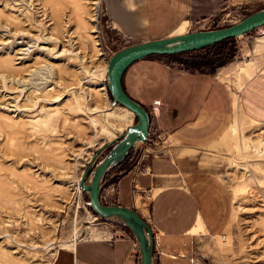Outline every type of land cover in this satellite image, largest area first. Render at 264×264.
Listing matches in <instances>:
<instances>
[{"label": "rangeland", "instance_id": "rangeland-1", "mask_svg": "<svg viewBox=\"0 0 264 264\" xmlns=\"http://www.w3.org/2000/svg\"><path fill=\"white\" fill-rule=\"evenodd\" d=\"M93 0H0V264H51L75 240L124 229L96 216L79 187L135 122L105 87L109 56L129 44ZM202 18L190 30L232 24L264 0H191ZM95 18V21L93 20ZM137 43V42H135ZM178 67L211 70L264 59V26L230 41L175 55ZM161 138L131 149L114 171L136 163ZM230 145V144H229ZM227 190L218 231L193 232L196 264H264V120L236 130L218 150ZM92 217V218H90Z\"/></svg>", "mask_w": 264, "mask_h": 264}, {"label": "crops", "instance_id": "crops-1", "mask_svg": "<svg viewBox=\"0 0 264 264\" xmlns=\"http://www.w3.org/2000/svg\"><path fill=\"white\" fill-rule=\"evenodd\" d=\"M190 2L104 0V9L117 33L135 43L194 31L203 15L190 12ZM256 63L252 70L240 69V61L196 70L152 55L123 72V90L147 109L148 132L162 141L136 163L111 171L100 199L146 220L152 264H193V232L218 231L217 214L228 199L217 151L232 145L236 130L264 120V59ZM51 264H139V252L127 229L114 228L62 246Z\"/></svg>", "mask_w": 264, "mask_h": 264}, {"label": "water", "instance_id": "water-1", "mask_svg": "<svg viewBox=\"0 0 264 264\" xmlns=\"http://www.w3.org/2000/svg\"><path fill=\"white\" fill-rule=\"evenodd\" d=\"M260 26H264V6L229 25L129 44L109 56L104 79L105 87L114 104L124 106L133 112L135 122L117 139L108 143L111 147L91 168L88 178L84 182L80 180V187L87 194L89 206L96 216L104 220H113L130 230L138 248L139 264H151L153 239L149 224L133 208L102 203L99 198L105 173L121 162L131 148L141 144L148 130V113L139 102L123 90L122 73L138 59L153 54H173L200 49L226 38L246 34Z\"/></svg>", "mask_w": 264, "mask_h": 264}, {"label": "bare ground", "instance_id": "bare-ground-1", "mask_svg": "<svg viewBox=\"0 0 264 264\" xmlns=\"http://www.w3.org/2000/svg\"><path fill=\"white\" fill-rule=\"evenodd\" d=\"M99 1H100V0H93V3H92V4L95 5V8H97V5H98ZM93 20L95 21V18H93ZM253 30H254V29H253ZM251 31H252V30H251ZM248 33H249V32H248ZM180 34H182V33H180ZM246 34H247V33H246ZM176 35H177V34H176ZM243 35H244V34H243ZM240 36H241V35H240ZM237 37H238V36H237ZM205 47H206V46H205ZM205 47H203V48H205ZM200 49H202V48H200ZM196 50H197V49H196ZM183 52H185V51H183ZM179 53H181V52H179ZM173 54H175V53H173ZM153 55H169V54H153ZM150 56H152V55H150ZM106 67H107V64H106V66H105V68H104L105 71H106ZM125 70H126V69H125ZM125 70H124V71H125ZM122 74H123V73H122ZM106 90H107V89H106ZM110 97H111V96H110ZM142 106H143V105H142ZM122 107H124V106H122ZM143 107H144V106H143ZM144 108H145V107H144ZM124 109L128 110V109L125 108V107H124ZM145 110H146V112L148 113V111H147L146 108H145ZM128 111H129V112H132V111H130V110H128ZM132 113H133V112H132ZM148 116H149V114H148ZM149 122H150V121H149ZM148 127H149V123H148ZM148 134H149V132H148V130H147V135H146L144 141L147 139ZM144 141H143V142H144ZM134 147H136V146H134ZM134 147H133V148H134ZM133 148H131V149H133ZM131 149H130V150H131ZM130 150H129V151H130ZM129 151H128V152H129ZM127 154H128V153H127ZM127 154H126V155H127ZM119 163H120V162H119ZM119 163H118V164H119ZM116 165H117V164H116ZM79 179L82 180L81 175L79 176ZM79 187H80V183H79ZM80 189H81V187H80ZM82 191H83V190H82ZM99 198H100V195H99ZM100 201H101V199H100ZM101 202H102V201H101ZM102 203H104V202H102ZM88 204H90V201L88 202ZM107 204H108V203H107ZM138 214H139V213H138ZM140 216H141V215H140ZM90 218H92V217H90ZM145 221H146V220H145ZM152 252H153V247H152ZM152 255H153V254H152ZM151 264H152V256H151ZM193 264H196V263L194 262Z\"/></svg>", "mask_w": 264, "mask_h": 264}, {"label": "trees", "instance_id": "trees-1", "mask_svg": "<svg viewBox=\"0 0 264 264\" xmlns=\"http://www.w3.org/2000/svg\"><path fill=\"white\" fill-rule=\"evenodd\" d=\"M234 37H231V38H226V39H223V40H221V41H218V42H216V43H214V44H212V45H208V46H206V47H210V46H214V45H216V44H218V43H220V42H224V41H230V40H232ZM205 47V48H206ZM196 50V49H195ZM198 50V49H197ZM191 51H194V50H190V51H185V52H181V53H175V54H182V53H187V52H191ZM175 54H169L170 56H172V55H175ZM122 162H120L119 164H121ZM119 164H117V165H119ZM121 226L122 227H124L125 229H127L129 232H130V230L127 228V227H125V226H123L122 224H121ZM130 234L132 235V233L130 232ZM133 236V235H132Z\"/></svg>", "mask_w": 264, "mask_h": 264}]
</instances>
